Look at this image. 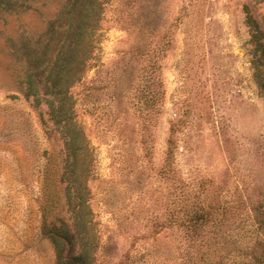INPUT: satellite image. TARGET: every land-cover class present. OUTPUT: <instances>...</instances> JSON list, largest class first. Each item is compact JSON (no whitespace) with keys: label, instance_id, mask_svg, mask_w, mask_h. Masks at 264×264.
<instances>
[{"label":"rangeland","instance_id":"1","mask_svg":"<svg viewBox=\"0 0 264 264\" xmlns=\"http://www.w3.org/2000/svg\"><path fill=\"white\" fill-rule=\"evenodd\" d=\"M65 1L0 16V264L55 262L38 202L53 143L16 81L9 40L40 33ZM108 1L76 89L96 155V264H264L253 0Z\"/></svg>","mask_w":264,"mask_h":264},{"label":"trees","instance_id":"2","mask_svg":"<svg viewBox=\"0 0 264 264\" xmlns=\"http://www.w3.org/2000/svg\"><path fill=\"white\" fill-rule=\"evenodd\" d=\"M108 2L66 0L40 33L25 28L18 38L9 40L16 81L53 143L38 202L40 232L54 247V264H96L101 246L90 203L95 148L80 118L76 89L95 58ZM253 2L246 6L247 23L255 48L262 51H254L253 61L264 91V12H257L264 0ZM31 7L29 0H0V16ZM262 258L264 254L259 262Z\"/></svg>","mask_w":264,"mask_h":264}]
</instances>
